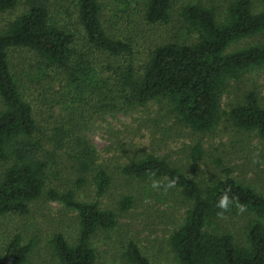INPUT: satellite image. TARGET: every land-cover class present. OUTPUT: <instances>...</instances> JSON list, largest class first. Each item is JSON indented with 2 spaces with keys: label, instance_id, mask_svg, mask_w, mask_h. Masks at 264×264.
<instances>
[{
  "label": "trees",
  "instance_id": "1",
  "mask_svg": "<svg viewBox=\"0 0 264 264\" xmlns=\"http://www.w3.org/2000/svg\"><path fill=\"white\" fill-rule=\"evenodd\" d=\"M21 2L23 12L0 32V165L5 166L0 218L27 215L29 205L41 197L75 213L73 242L60 233L48 242L58 264H98L92 239L117 225L116 212L100 205L113 176L86 135L96 121L156 102L176 125L204 134L226 120L264 147V106L254 90L242 94L227 112L221 107L229 83L264 68V43L232 49L264 33V9L255 12L251 0H227L220 9L211 0L182 4L178 16L194 41L153 45L141 61L130 40L108 34L100 0H0V12ZM133 3L148 25L169 23L176 4L123 2L125 9ZM11 50L31 54L38 87L32 93L24 90L23 79L12 68ZM38 102L49 112L59 108L45 126L36 118ZM201 157L199 144L188 148L185 167H195ZM213 165L220 176L203 183L184 168L144 154L122 165L118 174L128 180H164L163 187L176 192L185 206L168 238L172 264H264V194L234 179L233 170L220 159ZM87 185L93 188V199L79 200ZM224 195L226 210L217 206ZM133 206V197L122 195L116 211L124 214ZM36 247V241L15 234L4 246L0 264H28ZM123 259L151 264L132 241Z\"/></svg>",
  "mask_w": 264,
  "mask_h": 264
},
{
  "label": "rangeland",
  "instance_id": "2",
  "mask_svg": "<svg viewBox=\"0 0 264 264\" xmlns=\"http://www.w3.org/2000/svg\"><path fill=\"white\" fill-rule=\"evenodd\" d=\"M100 1L104 6L106 31L115 39L130 40L139 61L145 58V53L153 45L174 40L194 41V36L186 31L177 12L182 4L191 0H175L170 22L158 25L146 24L134 3L125 9V0ZM226 1L211 0V3L220 9ZM251 2L255 12L264 9V0ZM23 10L21 2L12 11L0 12V32ZM254 42L264 43V33L251 41L239 42L232 49H241ZM9 56L14 72L24 81V90L32 93L38 87L33 79L34 74H37L31 66V54L11 50ZM250 90L256 92L260 104L264 106V68L250 70L238 82L229 83L221 100L223 111L227 112L230 106L241 100L242 94ZM34 106L36 118L44 126L52 120L49 119L50 115L59 112L56 106L49 112L41 102ZM162 107L163 104L152 102L136 111L98 120L86 133L113 176V184L100 199V205L117 214L116 227L109 232H97L92 239L98 264H127L123 253L129 241L138 246L151 264L173 262L168 238L181 222L185 206L178 201L176 192L163 187L164 180H128L120 176L119 168L130 159L152 154L173 166L184 168L190 176L203 183L220 176L213 165L215 159H220L233 170L234 179L264 194V147L254 135L238 131L226 120H222L211 132L199 134L174 124L176 122L173 118L161 112ZM195 144L201 147L202 157L195 167L187 168L188 148ZM4 168V165H0V175ZM153 181L158 182L157 187L152 186ZM122 195L133 197L134 206L128 212L119 214L116 204ZM93 197V188L87 185L85 190L78 193L77 198L90 201ZM238 227L236 229L240 230ZM77 229L75 213L60 203L41 197L29 205L27 215L0 218V254L8 240L19 234L25 241L32 239L37 242L28 264H58L48 245L51 236L60 233L69 242H73ZM234 234L237 242L241 243L242 236L236 231Z\"/></svg>",
  "mask_w": 264,
  "mask_h": 264
},
{
  "label": "clouds",
  "instance_id": "3",
  "mask_svg": "<svg viewBox=\"0 0 264 264\" xmlns=\"http://www.w3.org/2000/svg\"><path fill=\"white\" fill-rule=\"evenodd\" d=\"M152 186L153 187H157L158 186V182L157 181H153V185ZM217 206L219 208H221V209H225V210L227 209V207H228V198H227L226 195H224V196H222L220 198V200L218 201Z\"/></svg>",
  "mask_w": 264,
  "mask_h": 264
}]
</instances>
